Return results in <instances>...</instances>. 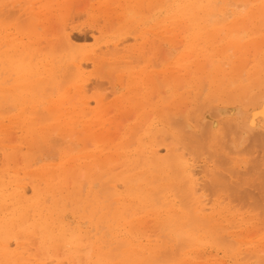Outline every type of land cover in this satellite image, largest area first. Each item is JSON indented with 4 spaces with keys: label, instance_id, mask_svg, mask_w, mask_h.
<instances>
[{
    "label": "rangeland",
    "instance_id": "374dc122",
    "mask_svg": "<svg viewBox=\"0 0 264 264\" xmlns=\"http://www.w3.org/2000/svg\"><path fill=\"white\" fill-rule=\"evenodd\" d=\"M69 1H70V3H69ZM130 1H131V2H129L130 7H128L125 4L124 0H114V1L113 0H47V2H46V0H0V7L4 6V8H1V9H4L3 11L1 10V16L3 18H4V16H5V18L7 16L4 14L5 12H6V14H7V12L8 13L11 12V16L9 15L7 17H10V19H11V17L13 15H14V17L16 15L15 18L19 17V19H22L21 21L26 22L33 15L39 14V17H36L37 15H35V18H37V19H33V21L35 20L36 22L35 21L32 22V25H34V27H35V28L33 27L35 29V35L31 36L32 38L29 37V35H28L29 32L27 33L28 36L26 35L25 32H21V29L24 30V28H22V27L24 26L23 23L25 24V22L20 21L22 27H21V29L18 28L19 26H21V25H18V23H19L18 18H17L18 20L17 19L14 20L15 18L12 17L14 19H12L11 21L8 20L9 18L7 19L8 21H4V20H6L4 18L2 25H1L3 35H8V34L13 35L14 34L13 37L15 38V40L19 41L21 44H23L25 46H29L30 55L32 57V63L31 64L33 65V67L39 66L40 70L42 67V70H41L42 75H43L42 78H43V80H45V78H47V80L41 86H35V88H33L32 93H31L32 99L38 100V102H39V106H38L39 108L37 107V110H39V111L40 110L41 111L46 110L47 106L50 104V102L52 100L55 101L56 99L60 98V96H62L64 93L66 95V98H68V99L70 97L74 96L73 101L70 102V100H67L70 102V104L69 103L66 104L67 108H70L72 105H75L78 109L81 108L78 105V103H79L78 98H75V91H74L75 87L73 86L72 83H74V82L76 83L77 79H78V78H76L77 72L75 69L76 66L78 65L77 63H79V64L83 63L84 65L81 68L82 81H83V85L85 86V87L83 86V88H84L83 90H85V92L83 91L84 92L83 98L86 102L89 101L88 104L90 105V106L88 105V110L86 111V115L87 114H91V115L84 116L85 114L82 112L78 118L79 122H84V123L88 122L90 125H92L91 130L93 132L95 131L94 133L97 134L100 132L99 136H101L102 130L106 131V133H107V130L112 129V131H113V129H117V127H119L118 125L121 126V127H119L121 131L119 129L114 130L115 132L119 131V133L118 132H116V133H118L121 136V138H119L120 136L118 134L113 135L111 133L114 137L116 135L118 136L117 139L115 138V141L113 142V144H115L116 146L113 144H108V142L111 143L112 139L114 140L112 135H111L112 137H110V135L102 133L103 138L108 137V136L110 137V138H105V141H106V139L108 141L105 142L104 144H102L103 142L102 143L97 142V141H102V139H103L102 137H101L102 139L97 140L100 137L98 136V138H97L95 135H93L91 133L94 137H92L90 135L91 136V138H90L87 134L86 129H84L83 124H76L75 125L74 133L75 132L76 133L74 134V139H77V141L75 140L76 141L75 142L73 140V142H75V144H74L75 147L78 146L77 152L75 150V153H74V151L73 152L71 151V153L69 151H66L67 149L70 150V148H71V150H72V148H74L73 143H72V145L68 144L69 148H67V146H66V147H64L66 149H64V148L62 149V146H61L62 143L60 144V147H59V146H54L55 143L53 144L50 142L49 139H51L52 137H50L49 139L47 138L48 140L45 139L46 141L39 140V142H38V140H36L35 134L31 133L30 131H29L30 133H27L28 135L26 134L27 129L24 128L25 123L22 122L21 120L19 121V119H16V118H18L17 115L23 113L24 111L25 112L28 111L27 106L29 104L24 103V99L21 96L22 95L21 93L19 95H16V96L12 94L13 88L16 84L15 80H16L17 76L8 66H6L5 64L2 63L3 59H2V56L0 54V123H1L0 124V172H1L0 173V183H1L0 237L5 238V239H0V250L3 249V247L5 246V243H9V252L13 253V258L12 259L9 258V260H8L9 262L7 260H4V258H0V264H26V263L27 264H36V263H39V264H68L69 262H70L69 264H73V261L76 262L74 264H83V263L85 264V261L87 260V258L85 257L86 253L84 254L83 251H84V248L86 247V245L88 247V244H90L91 241L93 242L96 240L98 243H102V241L104 240V234L106 233V231H105L104 227H101L102 226L101 220L103 217V212H98V211H100L103 208L104 204L106 203V202H104L105 201L104 197H106V194L102 190V188L104 187V184L108 180V178L107 179L105 178V174L108 175V173H109L111 175L114 168H115V170L116 169L117 170L116 171L114 170L112 175L113 174L114 175H120V174H127L128 173L126 175L127 176L126 178L129 177L132 180H136L135 184L137 182L138 183L141 182V181H138L139 175L145 174L147 176V179L143 180V182H141V185H148V189L150 188V190H152V192H147V195H146L147 199L143 203V207H140L138 210H135V215L133 217H135L137 219H144L145 212L155 211L157 208H159L161 206L160 205L161 203H159V200H160V198H162V193L159 194V192L158 193H156V192L160 191V190L162 192V188H160V186H162L161 184H163L161 182V179L164 176L160 171H158V169H155V166H151L147 163L148 159L145 156V154H142V157H141V154H138L139 152L136 153L135 151L136 150L139 151V148H141L142 149L141 153H144L145 148L149 147L150 143L151 144L155 143L158 145V141H161L162 139H163V141H165L164 144H167L171 150H172V148H174V150L177 149L178 154H182V155L185 154L184 157L189 162L191 168L195 167L194 169H196V167L199 168V167H202L205 165H207V166L210 165V168H211L212 163L210 160H208L209 159L208 154H209V151L211 150L210 153L215 152L217 154L219 152V156H221V154L223 155V154L227 153V155H226L227 158H229V156H230V158L233 157V159H236L238 157L237 163L239 164V166H237L236 168H237V170H239V168H240V170H239L240 172L239 171L238 172L241 174L240 175L241 176L240 179L242 178L241 181H244L246 179L245 180V182H246V181H248V179H251L253 177L252 178L253 180L252 179H251L252 181L250 180L253 183L255 181L254 176H258L257 180L264 178V174H262V173H264V170H260L261 168H264V166H262V165H264V161H262V160H264V118L256 116L257 118L255 119V121H257V122H255V124L257 123L256 127L258 129H254L253 130L254 132H252V131L249 132L244 128V125H246V122H248L249 118H252L251 117L252 115L254 117V112H257V110L260 106V102L262 100V97H264V96H262V95H264V42H262V41H264V21H261V19L258 18V16H256L257 19L255 18V20H253V21L248 20L247 22H245V27H244V25H239V26L237 25L238 26V36H239V33H241L240 34L241 37L239 36L242 39L241 40V46H243L244 44H246L249 41L252 42L251 40H253V42L251 43L250 46H248L249 43L246 44L248 46V48L250 47L248 51L246 50V52L245 51L240 52V54L243 53V54H241V57H240V59H242L240 64L243 65L244 61L246 64L244 65V68L240 67V69L237 71V74L239 73L238 75H236L237 78L235 77L233 80H229V77H227V76L224 77L223 75H221L220 79L218 78V75L216 76V78H218V80L223 82V84L226 82L225 83L226 86L221 84V88L220 89L218 88V90H217V88H215L216 82L214 85L210 84L209 82H206V81H209L210 78H212V77L208 76L209 75L208 72H211V73L213 72L212 68H211L212 70L210 69V71H209L207 64L209 67L213 66L212 64L215 61L221 62L223 60V58H219L216 60H215V58L213 59L212 56L214 54L209 52L211 50V48L208 47L209 44H207V43L205 44V41L202 38H201L202 39L201 42L203 41V43L198 42L199 40H197V42H196L195 40H193V38H192V40H193V42H192L191 37H194V35H193V32L190 28V23L188 24L189 21L185 20L187 18L185 17V14H183L184 12L180 13V11L178 12L177 9L178 8L179 9H186V14L190 13L189 15H191L192 12H193V14H196V12H197L198 14H196V15H199L198 19H201V17H202V21L199 20L200 21V28H201V27H204L203 25H208L209 15L206 16V18H208V19L205 20L206 18L204 16V14L208 13V10H210V9L212 11L210 10L209 12H213L214 14H219L218 13L220 11L219 9H222V7H223L222 10L223 11L225 10V12L227 11L228 13L227 12L226 13L229 14L228 16L230 17V15L232 14V12L234 10L232 9L233 10L232 11L230 9L231 6L229 7V5H231V4L226 3L228 0H226V1H223V0H160V1L159 0H152V1H150L151 3L149 2V0H147V1L141 0V2H142L141 5L144 4L142 7H141V5L136 4L137 0H130ZM134 1H135V3H134ZM139 2H140V0H139ZM211 2L212 3L214 2L217 6L214 8L215 4L214 3L212 4ZM228 2H230V1H228ZM18 3H19V5H18ZM64 3H66V4H64ZM208 3H210V4H208ZM222 3H223V5H222ZM225 3H226V5L228 4L226 6V8L224 5ZM149 4L150 5L152 4V5L150 6ZM10 5H12V6H10ZM105 5H106V7H105ZM136 5H139V6H137V7H139L138 8L139 10L136 9L137 8V7H135ZM196 5H199V6H196ZM220 5H222L221 8L219 7ZM6 7H7V9H6ZM204 7H206V8L204 9ZM23 8H24V10L21 11V9H23ZM212 8H214L215 12L213 11ZM227 8L230 10H228ZM232 8H233V6H232ZM235 8L236 7H234V9ZM249 8L250 7H248L246 10L245 9L242 10L241 8L240 9L245 13L246 11H249ZM60 9H62V10H60ZM193 9L195 10V12L193 11ZM240 9L236 8L238 13H242ZM18 10H20L21 12L20 11L18 12ZM204 10L206 13L204 12ZM23 11L26 12V14H27L26 16H24L25 12H23ZM108 11H110V12H108ZM12 12H13V14H12ZM199 12L200 13L202 12L204 14L202 15ZM237 12L235 11L233 13H237ZM104 14H106V15H104ZM177 14H179V16L183 15L181 17L185 21L181 17H179ZM174 16L175 17L178 16L179 21ZM218 18L221 19V16L218 15L217 19ZM231 18L232 17H230V19H229L230 21L227 20V22L229 21L228 24H231V22L233 21V18H235V16L232 19ZM180 19H182V20L180 21ZM173 20H175V21H173ZM14 21H17V25ZM215 21H217V20H215ZM215 21H213V23H215ZM254 21H256V23ZM202 22L205 24H203ZM170 23H171V25H170ZM210 23H209V25H210ZM239 24H241V23H239ZM3 25H5V27L7 25L8 26L5 28ZM45 26H46V28H45ZM210 26H208V27L205 26L204 28H206V30L208 31L209 29H211L213 27V26L212 27H210ZM3 29L4 30L6 29V30L4 31ZM241 30H243L242 32L244 34L241 32ZM210 31L211 30H209V32ZM11 32L12 33L14 32V33L12 34ZM30 35H31V33H30ZM219 37H221V39L218 40V36H217L216 40L218 41V43H217V41L214 40L213 44L211 45L212 48H219L223 45V43H224L223 39L225 38V35L222 34ZM61 38H64V39H61ZM37 39L40 40V41L38 40L39 42H41V40H42L43 43L39 44L38 41H36ZM51 40H53V41H51ZM30 42H31V44H30ZM187 42L190 43L191 45L189 46ZM195 42L198 43L197 44L198 46L196 45ZM259 42H261V43H259ZM57 43H59L60 46ZM118 43H119V45H118ZM216 44H218V45H216ZM256 45H257V47H260V50L256 47ZM71 46H72V48H71ZM118 46H119V51L115 50V49H118ZM99 48H101V49H99ZM197 49H200V50H197ZM192 50L193 51L197 50L198 53L197 52L192 53ZM58 51H59V53H58ZM116 51H118L119 54ZM54 52L57 55H55ZM230 52H232V51H230ZM230 52L228 53V55L233 56V53L230 54ZM112 53L113 54L115 53V56ZM107 54L111 55V57L107 56ZM183 54H186V55L188 54L189 56L193 55L190 57V59H192V62H188L186 65H184L185 63H183V61H182L183 58L180 59ZM198 54H200V56H203L204 58L203 57H201V58H203L204 60L199 59L200 56H197ZM26 57H27L26 54L20 55V57H18V60L23 61L26 59ZM197 58H198L197 62L199 61L201 63H203V62L207 63V64L203 63L205 68L203 67L204 71L201 72L202 74L200 72H198V70H197L198 74H195V72H194V66L193 65H194ZM94 59H98L99 61H97V60L94 61ZM118 60H120L121 63ZM135 60H138V61L136 62ZM116 61L118 62V65L116 64L117 63ZM170 61H172V62H170ZM223 61H225V59ZM174 62L177 63V65H175ZM211 62H213V63H211ZM172 63L174 64L173 65L174 70L175 71L180 70V72L176 73L173 71V73L171 72L172 74L170 73L171 74L170 76H172V75L176 76V74H178V76H176V77H181L180 79L178 78V80H181L180 82H178V80L176 82L173 81V84H172V80H171L172 77H169V74H168L169 71L166 72V70H165V72L168 75V76L167 75H165V76L169 77V80H167V78L164 75H162V73L164 72V71L162 72V70H164L166 68H167V70H168V68L173 70ZM190 63H193V64L190 66ZM221 63L224 64L225 62H221ZM228 64L230 66V62ZM175 66H178L179 69H178V67H175ZM73 68H74V71H73ZM176 68H177V70H176ZM186 68H188V69H186ZM43 69H47V70L49 69V70L46 72V70H43ZM144 69H145V71H144ZM147 69H149V70H147ZM197 69H198V67H197ZM68 70L70 72H68ZM230 70H231V66L229 68L226 66L225 73H228V71H230ZM186 71H188V73H190V74H188V73L186 74L187 78H185L186 77L185 76ZM257 71H259V72H257ZM156 72H157V74L155 75ZM160 72H162V73H160ZM134 73H135V75H138V73H139L138 78H137V76L135 77ZM211 73H210V75H211ZM73 74H75V75L73 76ZM131 74H132L131 78L133 80L130 78ZM144 74L145 75L151 74L150 76L154 77V78H149L150 76L147 75L148 76L147 77L148 82L152 83L153 85L157 82V80H154L155 78L156 79L159 78L158 82H162V84L163 83H165V84L162 85L160 83L159 86H161V87H159V88H157L158 85H155L156 86L155 87L150 83L148 84V82L146 85V82H145L146 76ZM199 74L201 75V77L198 76ZM66 75L70 76L68 79L69 81L67 80ZM251 75H252V77H251ZM71 76L72 77L76 76L75 80ZM133 76L136 79H134ZM139 76L142 78H140ZM224 78H226L227 81ZM138 79H139V83L138 84L136 83V87H137V89H140V91H141L140 95L136 94V93H139L140 91L137 89L135 90L136 87H135L134 83H132V82H138ZM152 79H153V81H152ZM165 79L167 80L166 82H164ZM204 79H205V81H204ZM73 80H74V82H73ZM130 80H131V82H130ZM149 80H151V81H149ZM34 81L36 82V79ZM167 82L170 84L167 85L166 84ZM232 82H233V85H232ZM75 83H74V85H75ZM129 83H132V84L129 85ZM143 83H145L144 86L140 87L141 85H143ZM149 85H150V87H149ZM145 86L149 87V89L148 88L145 89ZM72 87H74L73 90H72ZM103 87L105 88V90L103 89ZM225 87L226 88L228 87V88L226 89ZM224 89H226V90H224ZM67 90H68V92H70V94L67 92ZM134 90L139 91V92L135 93ZM3 91H5V93H6L5 95L3 94ZM128 91H134V92L133 93L131 92L132 93L131 94ZM134 93L137 95V97H136L137 99L135 97L134 98L132 97L133 102H134L133 103L130 101V100H132V98L130 99L129 97L135 95ZM147 93L149 95H147ZM230 93L232 95L231 98L228 97ZM144 94L146 95L145 98L143 97V96H145ZM166 95H167V97L172 96V99H171V97L167 98ZM159 96H162V97H159ZM252 96H253V98H252ZM138 97L139 98L143 97L142 100L141 99L139 100L140 104L142 103L141 105L143 106L142 111L140 109L138 110L139 107L136 108V105H135V101H138V99H139ZM147 97H151V98L149 99ZM66 98H65V100H66ZM159 98H160V100L161 99H163V101L165 100L164 101V107H166V106L168 107L170 104L172 105V103L173 104L175 103L174 105H176L177 103H180V104L176 105V111H175V107H172L173 105L172 106L170 105L171 106V108L169 106L170 110L172 108H174V110L172 109L171 111L166 112L167 114L165 113L164 117L163 116L160 117L157 115L158 111L157 112L155 111V109L157 107L160 108V106L162 105V102L159 100ZM96 99L100 102V103L97 102L99 104H96V101H97ZM113 99H115V100H113ZM143 99H144V101H143ZM152 99H153V101H150L151 104L148 103V104H150V105H148L147 104L148 100H152ZM169 99H171L172 101H170ZM94 100H95V102H94ZM166 100L169 102V104H168V102H166ZM175 100H176V102H175ZM129 101L131 102V105L129 104L130 103ZM143 102H146V103H143ZM152 102H154V103L152 104ZM159 102L161 103V105ZM170 102H172V103H170ZM243 102H247L248 104L243 103ZM157 103H159V105H157ZM143 104L146 107H144ZM146 104L149 106V108H147L148 106ZM41 105H43V106H41ZM127 105H129V106H127ZM138 106H139V104H138ZM210 106H211V108L214 107L215 110L218 108V114H216L214 111H212L210 109ZM101 108H103V109H101ZM126 108H127V110H126ZM178 109L181 112L178 111ZM208 109H210L213 112V114L215 115V117L212 118L211 113H210L211 117L210 116L209 117L212 119V121H213V119H215L217 117L215 119V121H216L215 123H217V125L213 121V123H214L213 126H210L209 120H211V119L208 117V115H209ZM236 110H238V111L236 112ZM211 111H209V112H211ZM97 113H99V114H97ZM105 113L107 114V116L105 115ZM144 113H146V114H144ZM229 113H231V114L229 115ZM96 114L97 115L101 114V119L104 118L103 120L106 119L107 121L106 120L101 121V119H98L99 116H97ZM102 114H103V117H102ZM130 114H132V115H130ZM224 114H226L227 116ZM219 115H220V118H219ZM221 115L223 116V118ZM93 117H94V119H93ZM174 117H175V120L173 119ZM181 117H183V118L181 119ZM207 117L209 118L207 120V121H209V125H208L209 127L207 126V128L205 129L203 125H207L204 122L206 120L205 118H207ZM38 118H40V117H38ZM202 118L205 120H203ZM96 119H97V121H96ZM244 119H245V121H244ZM39 120L41 121V119H39ZM143 120H144V122H143ZM202 120H203L204 124H203V122H201ZM98 121H99V123H98ZM96 122H97V125L101 124L102 126L103 125H105V126H103V127L100 126L101 127V129H100V127H98L96 125ZM221 122H223V124H221ZM36 123H39V121H37ZM150 124L153 125L155 130L159 129L158 131H161V129H162L163 132L162 131H161L162 133L160 132L161 136L158 139H157L158 135L156 136L155 134H149L147 132ZM181 124L183 125V127ZM45 125H47V124H45ZM136 125H139L137 127V133L141 130L142 134H141V132H139L138 134L135 132L136 130H134L133 127H136ZM201 125L203 128L201 127ZM187 126H188V128H187ZM95 127H96V129H95ZM141 127H143V128H141ZM212 127H213V129H212ZM103 128H105V129H103ZM93 129H95V130H93ZM174 129L176 132L174 131ZM22 130H24V131H22ZM114 131H113V133H115ZM185 131L187 133H185ZM110 132H109V134H110ZM245 132L248 134H246ZM58 133H55L56 135H54V139H56V140H57V137L59 135ZM160 133H159V135H160ZM166 133H168V135H167L168 137H165ZM243 133H245V134H243ZM253 133H255V134H253ZM195 134H197V135H195ZM154 135H155V137H154ZM185 135L187 136V138ZM241 136H243V137H241ZM32 137H34V138H32ZM191 137H193L192 140L190 139ZM93 138H95L96 141ZM160 138H162V139H160ZM58 139H59V137H58ZM64 139H66V138H64ZM89 139H91L92 141L90 142ZM176 139H178L179 141L181 140L182 142L181 141L178 142V140L176 142ZM194 139L201 141L204 144H208L209 141H211L210 142L211 143L210 150L208 147L210 144L208 146H206L207 150H205V152H207L209 150L207 153L204 152L206 155L203 153V154H201L202 156L200 155V157H199V155H195L192 153L193 150L191 149L190 145H193ZM232 139H234V140H232ZM69 140L70 139L68 138V142H66V143H69ZM35 141L38 143H35ZM40 141H41V144H40ZM63 141H65V140H63ZM116 141H117V143H116ZM130 141H132V142H130ZM145 141H146V143H145ZM191 141H192V144H191ZM30 142L32 143V147H31ZM60 142H62V141H60ZM87 142L89 143L88 144L89 147L87 146ZM128 142L131 143V145ZM170 144H172V145H170ZM236 144H237V146H236ZM56 145H57V143H56ZM107 145H109V146H107ZM112 145L115 147H113L111 150L110 148L112 147ZM139 145L140 146L143 145V147H140ZM106 146H107V148H106ZM136 146L137 147L139 146V147L137 148ZM188 146H190V147H188ZM57 147H59V148H57ZM86 148H87V150H86ZM180 148H182V149H180ZM36 149H38V150H36ZM116 149H118V150H116ZM122 150H124V152H123L124 156H125V154H127V152L129 150L133 151V152L131 151V153H133V155H132L133 160L131 158L126 166L123 165V162L121 161L122 160L121 159L118 163L116 161L108 167L111 171L110 170L101 171L99 169H94L93 174H91L92 176L90 175L89 178H88V175H86L83 172V170L81 171V168H79V169L74 168L75 162L73 160H74V158H77L76 155L80 154V156H81L82 154L86 155V154L91 153L92 155L97 156V154L101 151L102 155H103V156L100 155L101 158H106V157L112 156V157H115V159H117V157H116L117 153H119ZM64 151H66L68 153L64 154L65 153ZM202 151H204V150H202ZM39 152H41V153H39ZM62 153L64 155H62ZM107 153L108 154L110 153V156H108ZM161 154L164 155L163 150L161 151ZM236 154H239V155L237 156ZM70 155H72V156L75 155L73 157V160H72L74 163L71 162V159L67 160V161L63 160V159H68V156H70ZM190 155H192V156H190ZM71 157H69V158H71ZM143 157H144V159H143ZM198 158H199V160H198L199 162L197 161ZM61 160L65 164L62 162L63 163V165H62V163H60ZM260 160L262 161V163ZM258 161H260V162L258 163ZM57 162H58V164H56ZM66 162L69 164L72 163L73 166L71 165V167H73L74 169L70 170V168H69L70 165L67 164ZM207 162H209V163H207ZM260 163H261V165H260ZM49 164H51V165H49ZM143 164H144V166L140 167ZM67 165H69V166L67 169V173L65 174L67 176L65 178V182L63 181L64 180L63 176H61V177L55 176L53 178V182L55 184L52 185L53 186L52 188L49 187L50 189L48 188V184L45 183L44 180H41L39 177H37L35 174L38 171H41V172H44L45 176L47 174L46 178H50L51 177L50 172L57 171V169L60 170V169H62V167L65 168V166H67ZM258 165L261 168H259ZM46 166H47V168H46ZM130 166H131V168H130ZM151 167L154 169H152ZM43 168H44V170H43ZM138 168H139V170H138ZM212 168H213V166H212ZM254 168H255V170H253ZM257 169L262 171V172L259 171L258 175L256 173ZM96 170L97 171L99 170V172H97ZM126 171H129V172H126ZM73 172H74V174H73ZM121 172H123V173H121ZM244 173H245V175L242 176ZM110 175H109V177L112 178V175L111 176ZM200 176L198 178H200ZM245 176H246V178H245ZM90 177H92V178H90ZM243 178H244V180H243ZM88 179H89V181H88ZM67 180H69V181H67ZM262 180H264V179H261V182L264 183V181H262ZM250 181H248V182L250 183ZM7 182H8V184H7ZM61 182H64V183H61ZM151 182H153V183H151ZM154 182H156L157 184ZM256 182L259 184L258 181H256ZM59 183H60V187H63V186H65V187L60 188V190L57 189V186L59 185ZM257 183L254 182V185L257 186L256 185ZM31 184H32V187H31ZM19 186L20 187L23 186L25 189L27 188L25 190L26 196L25 195L24 196L19 195V197H21V198H19L17 196L19 193V190L17 193V188ZM36 186H38L39 188ZM101 186H103V187H101ZM244 187H245V189L247 188L251 191L252 185L250 187H247V186H244ZM257 187L260 188L259 186H257ZM121 188L123 189V187H121ZM254 188H256V187H254ZM262 188H264V185H262ZM37 189H38V191H37ZM35 190L39 193V196L37 195V192ZM100 190H101V192H100ZM261 191H264V189H262ZM261 191L260 192L258 191V194L261 195V196L259 195L260 196L259 201L264 202V192L261 193ZM33 192L34 193L36 192L35 193L36 196L34 195ZM254 192L251 191V194H254ZM158 194L161 196H159ZM173 194L174 193H172V192H168L166 195L171 196L170 200H172L177 196V195L174 196ZM10 195H11V197H10ZM255 195H256V193H255ZM15 197H17V198H15ZM156 197L159 199L157 200ZM25 199L27 202L23 203ZM154 199H156L158 201L157 204H156V200H154ZM257 199H258V197H256V196L251 197L252 201H254V200L257 201ZM20 200H21V202H18ZM175 201H177V198H175ZM249 202L251 203V204L249 203L252 206V207L250 206L251 208L249 206H246L247 203L245 204V202L243 204L241 203L243 205L242 207L240 204H237L235 202L234 205L237 204L236 206L240 208L239 211H237V207L233 206L232 203L230 205L228 204L229 206H226V207L229 210H231L232 213H234V211H237V212H235L236 215L234 214L236 217L234 215H232V216H234L233 218L236 219L237 223L233 224L232 227H230V228H229L230 225L224 224L225 226H227L225 228L229 229V230H227L226 233H224V231H223L224 234H222L221 236H219V234H217L218 232H216L215 234L212 233L211 235H209L207 233V231H206L207 234L201 233L200 235H203L205 237H208V235H209V237L207 240L203 241V243H202L203 246L200 248L198 247V244H196V246H193V243L200 242V238L202 239V237L197 238V236H196V234H197L196 231L198 229L197 225L193 224L192 221L188 222V219L182 218L181 215H179V214L176 217H172V218L169 217L167 212L173 206L161 208L162 218L160 219V222L159 221H152L151 218H145L143 220V224H142V227H143L142 230L143 231L142 232L140 231L136 234L138 238L148 237V240L149 241L151 240L152 247H157V251L161 252V250H162L164 252V253H162V252L160 253V252L155 251V252H157V254L155 252H153L152 256H148V258H147V260L150 261V262L147 261L148 264H164V261H166V258L167 259L168 258L173 259L172 257H170L173 255L167 254V252L165 253V251H168V250H166V248L164 250V245L169 240H171L170 242L173 243V245L169 244L170 246H174V244L180 245V246L178 245V247H177V245H175L176 249H174L175 247L173 248L174 250L178 251V255H179V252L180 253L182 252L183 254L186 253V255H187V253L189 254V255H187L188 256L187 258L192 264H194V262L196 264H198V263H200V264H210V263L211 264H213V263H215V264H252L253 263V264H255L253 260L252 261L251 260L249 261L247 259L243 260V256L237 255V249L238 248L229 246V244L226 243L228 241H225V239H228L229 233L235 232L236 236L240 237L239 239L244 242V248L245 249L248 246H251V247H253V249L260 250V248H257V243L261 239H264V204H262L260 202L261 204H256V207H255L254 202H253L254 205L252 204L251 201H249ZM230 206L232 208L233 207L234 208L231 209ZM244 206H246V207H244ZM90 207L91 208L94 207V211L88 210V208H90ZM253 207H255V208H253ZM235 208H236V210H235ZM15 210H17V212H15ZM133 211L134 210H132L131 212H128L127 215H130V213H131V215H133ZM176 211L179 213V211H182V207L178 205L176 208ZM39 220H41V222ZM46 220H47V222H46ZM185 221H187V223ZM190 223H192L193 225ZM49 224H52V225H49ZM36 226H37V229H36ZM57 226H59V227H57ZM188 231L191 232L192 235H190V233H188ZM240 231H242V232L240 233ZM72 232L73 233L76 232L77 234H80V237L84 238V239H86V236H87L86 240H88V237H89V241H88L89 243L86 240H85L86 241L85 242L82 239L83 244L81 243V245L79 246V249H81V250H77V251L73 252V253L78 254V255H75L70 251L72 248H70L68 244H67V246L63 245L67 241L66 239L67 238L69 239V235ZM183 232H185V233H183ZM51 233H56L57 235H60V236L58 238L52 239ZM142 234L144 235L143 237L140 236ZM161 236L163 237V239ZM190 236H191V238H190ZM158 237H160V238H158ZM177 237H178V239H177ZM222 237H224V239H222ZM60 238L61 239L64 238V239L61 240ZM45 241L47 242L46 244H45ZM55 242H56V244H55ZM62 242H63V244H62ZM160 244H162L163 246H160ZM169 245H167L166 247H168ZM109 246H110V243L108 242L106 244V249H108ZM180 247H181V250L183 249L182 251L179 249ZM192 248H193V250H192L193 252L190 251ZM167 249L172 250L171 247H168ZM229 250H231V251H229ZM85 252H87V249L85 250ZM79 253H81V254L79 255ZM149 254H151V253H149ZM161 254H162V256L164 255L163 258L161 257ZM176 254H174V256H173L174 257V263L169 262L168 260H170V259H168L167 260L168 262H165V264H182V261L180 258H178V260L175 258V257H177ZM63 255H64V257H63ZM157 255H160L159 257L162 259H160V258L159 259L162 261L159 262ZM70 257H71V260H70ZM72 257H73V259H72ZM18 259H21V260H19V262H18ZM114 262H117V261H114Z\"/></svg>",
    "mask_w": 264,
    "mask_h": 264
},
{
    "label": "bare ground",
    "instance_id": "6f19581e",
    "mask_svg": "<svg viewBox=\"0 0 264 264\" xmlns=\"http://www.w3.org/2000/svg\"><path fill=\"white\" fill-rule=\"evenodd\" d=\"M114 1V0H113ZM143 1V0H142ZM147 1V0H146ZM150 1H152V0H149V2ZM160 1V0H159ZM223 1H226V0H223ZM222 1V2H223ZM228 1H230V2H228ZM226 3H228V4H231V5H229V7H230V9L233 11V12H237V10H236V8H238V9H247L248 7H250L249 8V11H246L245 13L241 10V12L242 13H233L232 12V14L230 15V17H234L235 16V18H233V21L231 22V24H228V22L230 21L229 19H230V17L228 16L229 14H227L226 12H225V10L223 11L222 9H223V7H222V9H219L220 11L218 12L219 14H214L213 12H209L210 10H208V13H206L205 12V10H204V12L206 13V14H204V13H200V14H204V16H205V18H206V16H208L209 15V19L208 18H206L205 20H207L208 19V25H203L204 27L205 26H210V27H212L211 29H209V30H211L210 32H209V30L207 31L206 30V28H204V27H201L200 28V21H202V17H201V19H198V16L199 15H196V14H198L197 12H196V14H193V12L191 13V15H189V14H186V9H177L178 10V12L180 11V13L181 12H184L183 14H185V17L187 18V19H185V20H188L187 22H188V24L190 23V28H191V30H192V32H193V35H194V37H191V40H192V38H193V40H195L196 42H197V40H199L198 42H201V40L203 39L204 41H205V44L207 43V44H209L208 45V47L209 48H211V50L209 51V52H211V53H213L214 55L212 56V58L214 59L215 58V60L216 59H219V58H223V60L225 59V61H221V62H225L224 64L223 63H221L220 61H215L214 63L213 62H211V63H213L212 65L213 66H208V64H207V67H208V69H209V71H210V69L212 68L213 69V72L211 73V72H208L209 73V77H212V78H210L209 79V81H206V82H209L210 84H212V85H214L215 84V82H216V87L215 88H217V90H218V88L220 89L221 88V84H223V82H221L220 80H218V78L220 79V76L221 75H223L224 77L225 76H227V77H229V80H233L235 77L237 78V76L236 75H238L237 74V71L240 69V67L241 68H244V65L246 64L245 63V61H244V63H243V65H241L240 63H241V61H242V59H240V57H241V54H243V53H241L240 54V52H242V51H245L246 52V50L248 51L249 50V48H248V46H250L251 45V43L253 42V40H251L252 42H247V43H249L248 44V46L246 45V44H244L243 46H241V33H239V36H238V26L239 25H244V27H245V22H247L248 20L249 21H253V20H255V18L257 19V17L256 16H258V18H260L261 19V21H264V0H228ZM46 2H47V0H46ZM109 2V1H108ZM124 2H125V4L128 6V7H130L129 5V2H131L130 0H124ZM133 2V1H132ZM204 2V1H203ZM239 2V3H238ZM58 3V2H57ZM69 3H70V1H69ZM101 3V2H100ZM134 3H135V1H134ZM141 0H140V2H139V0H137L136 1V4H139V5H141ZM144 3V2H143ZM147 3V2H146ZM151 3V2H150ZM212 3V2H211ZM214 3V2H213ZM212 3V4H213ZM226 3L224 4L225 5V8H226V6L228 5H226ZM16 4V3H15ZM34 4V3H33ZM64 4H66V3H64ZM98 4V3H97ZM133 4V3H132ZM197 4V3H196ZM208 4H210V3H208ZM215 4V3H214ZM18 5H19V3H18ZM63 5V4H62ZM92 5V4H91ZM139 5H136L135 7H137V6H139ZM144 5V4H143ZM143 5H141V7L143 6ZM150 5V4H149ZM152 5V4H151ZM150 5V6H151ZM222 5H223V3H222ZM222 5H220L219 7L221 8V6ZM10 6H12V5H10ZM32 6V5H31ZM109 6V5H108ZM196 6H199V5H196ZM211 6V5H210ZM209 6V7H210ZM217 5L215 4L214 5V8L216 7ZM232 6H233V8H232ZM33 7V6H32ZM105 7H106V5H105ZM110 7V6H109ZM127 7V8H128ZM234 7H236L235 9H234ZM1 8H4V6L3 7H0V54H1V56H2V59H3V61H2V63L3 64H5L6 66H8L14 73H15V75L17 76V78H16V80H15V82H16V84H15V86H14V88H13V91H12V94L13 95H19L20 93L22 94L21 96L23 97V99H24V103L25 104H29L27 107H28V111H22L23 113H21V114H19V115H17L18 116V118H16V119H19V121L21 120L22 122H24L25 123V126H24V128H26L27 129V131H26V134L27 133H33V134H35V137H36V140H38V142H39V140H42V141H46V140H48L50 137H52L51 139H49L50 140V142L51 143H55L54 144V146H59L60 147V144L62 143V149L64 148V147H66L67 146V148H69L68 147V144L70 145H72V143H73V147L75 148H72V150H71V148H70V150L69 149H67L66 151H69L70 153H71V151L73 152L74 151V153H75V150H76V152H77V148H78V146L77 147H75V142L77 141V139H74V134L76 133H74V131H75V125L76 124H83V127H84V129H86V131H87V134H88V136L91 138V136L92 137H94L93 135H95L97 138H98V136L100 135V132L99 133H94L92 130H91V126L92 125H90L88 122H86V123H84V122H79V115L83 112L85 115L84 116H87V115H91V114H87L86 115V111L88 110V102L89 101H85L84 100V98H83V93L85 92V90H83L84 88H83V81H82V72H81V68H82V66L84 65L83 63H77L76 65V72H77V77L76 78H78L77 79V82L75 83L74 82V80H75V77H72L74 80H73V82L75 83V85H74V83H72L73 84V86L75 87V89H74V87H72V90L74 89V91H75V98H78V101H79V103H78V105H79V107H81L80 109H78L75 105H72L70 108H67V106H66V104L67 103H69L70 104V102L71 101H73L74 100V96L73 97H70L69 99L68 98H66V95H65V93L62 95V96H60V98H58V99H56L55 101L54 100H52L51 102H50V104L47 106V109L46 110H37V107L39 106V102H38V100H33L32 99V97H31V93H32V90H33V88H35V86H41L46 80H47V78H45V80H43V78H42V67H41V70L39 69L40 67L39 66H36V67H33V65L31 64L32 63V57H31V55H30V48H29V46H25V45H23V44H21L19 41H17V40H15V38L13 37V35H10V34H8V35H3V31H2V27H1V25H2V22H3V19L5 18V16H4V18L1 16V10L3 11L4 9H1ZM13 8V7H12ZM16 8V7H15ZM108 8V7H107ZM139 7H137L136 9L137 10H139L138 9ZM206 7H204V9H205ZM214 8H212L213 9V11L215 12V10H214ZM6 9H7V7H6ZM5 9V10H6ZM9 9V8H8ZM65 9V8H64ZM63 9V10H64ZM209 9V8H208ZM228 9V8H227ZM230 9H228V10H230ZM11 10V9H10ZM22 10H24V8L23 9H21V11ZM60 10H62V9H60ZM105 10V9H104ZM103 10V11H104ZM114 10V9H113ZM131 10V9H130ZM20 10H18V12H19ZM20 11V12H21ZM132 11V10H131ZM193 11L195 12V10L193 9ZM212 11V10H211ZM23 12H25V11H23ZM66 12V11H65ZM96 12V11H95ZM108 12H110V11H108ZM117 12V11H116ZM224 12V13H223ZM230 12V11H229ZM240 12V11H239ZM4 13V12H3ZM37 13V12H36ZM48 13V12H47ZM129 13V12H128ZM5 15H7V16H11V12L10 13H8L7 12V14H6V12L4 13ZM12 14H13V12H12ZM34 14V13H33ZM32 14V15H33ZM99 14V13H98ZM27 14H26V12L24 13V16H26ZM35 15H37L36 17H39V14H35ZM35 15H33L29 20H27L26 22L25 21H21L22 19H19V17H17V18H15L16 17V15H15V17H14V15L12 16V17H14V18H12L11 17V19H10V17H7L6 16V20H4V21H8V20H12V19H14V20H18V22L20 23H18V25H21V22H25V24L23 23V27H22V25L21 26H19L18 28L19 29H21V27L22 28H24V30L23 29H21V32H25L26 33V35H27V33H28V35H29V37L30 38H32L31 36H34L35 35V27H34V25H32V22H34L33 21V19H37V18H35ZM104 15H106V14H104ZM132 15V14H131ZM178 16H179V14H177ZM216 15V16H215ZM218 15H220L221 16V19H217V16ZM43 16V15H42ZM70 16V15H69ZM178 16L177 17H175L176 19H178ZM181 16H183V15H181ZM181 16H179V17H181ZM2 17V18H1ZM108 17V16H107ZM120 17V16H119ZM125 17V16H124ZM9 18V19H8ZM52 18V17H51ZM57 18V17H56ZM106 18V17H105ZM118 18V17H117ZM182 18V17H181ZM200 18V17H199ZM231 18V19H232ZM8 19V20H7ZM68 19V18H67ZM183 19V18H182ZM182 19H180V21L182 20ZM184 20V19H183ZM184 20V21H185ZM200 20V21H199ZM215 20H217V21H215ZM227 20H229L228 22H227ZM21 21V22H20ZM173 21H175V20H173ZM178 21H179V19H178ZM213 21H215V23H213ZM15 23H16V25H17V21H14ZM36 22V21H35ZM44 22V21H43ZM183 22V21H182ZM204 22V21H203ZM202 22V23H203ZM211 22V23H210ZM255 23H256V21H254ZM12 23V22H11ZM10 23V24H11ZM167 23V22H166ZM209 23H210V25H209ZM239 23H241V24H239ZM253 23V22H252ZM4 24V23H3ZM7 24V23H6ZM5 24V25H6ZM41 24V23H40ZM57 24V23H56ZM114 24V23H113ZM203 24H205V23H203ZM207 24V23H206ZM228 24V25H227ZM5 25H3L4 27H5ZM37 25V24H36ZM167 25V24H166ZM170 25H171V23H170ZM238 25V26H237ZM8 26V25H7ZM6 26V27H7ZM163 26V25H162ZM5 27V28H6ZM34 27V28H33ZM52 27V26H51ZM60 27V26H59ZM113 27V26H112ZM170 27V26H169ZM37 28V27H36ZM39 28V27H38ZM45 28H46V26H45ZM165 28V27H164ZM10 29V28H9ZM188 29V28H187ZM205 29V30H204ZM258 29V28H257ZM4 30V29H3ZM6 30V29H5ZM4 30V31H5ZM15 30V29H14ZM23 30V31H22ZM190 30V29H189ZM27 31V32H26ZM39 31V30H38ZM52 31V30H51ZM59 31V30H58ZM67 31V30H66ZM166 31V30H165ZM188 31V30H187ZM243 30H241V32H242ZM17 32V31H16ZM19 32V31H18ZM57 32V31H56ZM62 32V31H61ZM168 32V31H167ZM240 32V31H239ZM30 33H31V35H30ZM243 33V32H242ZM20 34V33H19ZM22 34V33H21ZM154 34V33H153ZM168 34V33H167ZM222 34H224L225 35V38L223 39L224 40V43H223V45L221 46V47H219V48H212L211 47V45L213 44V42H214V40L215 41H217L216 39V37L218 36V40H220L221 39V37H219V36H221ZM244 34V33H243ZM27 35V36H28ZM38 35V34H37ZM44 35V34H43ZM69 35V34H68ZM71 35V34H70ZM156 35V34H155ZM160 35V34H159ZM189 35V34H188ZM192 35V36H193ZM216 36V37H215ZM67 37V36H66ZM65 37V38H66ZM231 37V38H230ZM25 38V37H24ZM60 38V37H59ZM202 38V39H201ZM20 39V38H19ZM61 39H64V38H61ZM166 39V38H165ZM39 39H37L36 41H38ZM57 40V39H56ZM193 40H192V42H193ZM40 41V40H39ZM38 41V43L40 44H42L43 42H42V40H41V42H39ZM51 41H53V40H51ZM72 41V40H71ZM148 41V40H147ZM178 41V40H177ZM34 42V41H33ZM32 42V43H33ZM123 42V41H122ZM127 42V41H126ZM195 42V43H196ZM223 42V41H222ZM262 42H264V41H262ZM37 43V42H36ZM120 43V42H119ZM119 43H118V45H119ZM188 43V42H187ZM201 43H203V41L201 42ZM216 43V42H215ZM217 43H218V41H217ZM259 43H261V42H259ZM30 44H31V42H30ZM35 44V43H34ZM45 44V43H44ZM58 45H59V43H57ZM71 44V43H70ZM158 44V43H157ZM198 43H196V45H197ZM72 45V44H71ZM188 45L190 46L191 44L190 43H188ZM216 45H218V44H216ZM60 46V45H59ZM63 46V45H62ZM61 46V47H62ZM180 46V45H179ZM193 46V45H192ZM198 46V45H197ZM214 46V45H213ZM245 46V47H244ZM259 46V45H258ZM117 47V46H116ZM159 47V46H158ZM215 47V46H214ZM256 47H257V45H256ZM40 48V47H39ZM43 48V47H42ZM45 48V47H44ZM51 48V47H50ZM60 48V47H59ZM71 48H72V46H71ZM190 48V47H189ZM192 48V47H191ZM248 48V49H247ZM259 50H260V47H257ZM262 48V47H261ZM5 49V50H4ZM65 49V48H64ZM99 49H101V48H99ZM193 49V48H192ZM203 49V48H202ZM206 49V48H205ZM4 50V51H3ZM33 50V49H32ZM31 50V51H32ZM56 50V49H55ZM115 50H118L119 51V46H118V49H115ZM122 50V49H121ZM136 50V49H135ZM197 50H200V49H197ZM197 50L196 51H193L192 50V53H194V52H197ZM252 50V49H251ZM258 50V51H259ZM118 51H116L118 54H119V52ZM126 51V50H125ZM129 51V50H128ZM188 51V50H187ZM191 51V50H190ZM230 51H232V52H230ZM97 52V51H96ZM102 52V51H101ZM146 52V51H145ZM189 52V51H188ZM230 52V54H232L233 53V56H230V55H228V53ZM44 53V52H43ZM58 53H59V51H58ZM123 53V52H122ZM153 53V52H152ZM187 53V52H186ZM198 53V52H197ZM23 54H26V59L25 60H18V57H20V55H23ZM54 54L55 55H57L55 52H54ZM100 54V53H99ZM105 54V53H104ZM113 54V53H112ZM201 54V53H200ZM200 54H198L197 56H200ZM38 55V54H37ZM36 55V56H37ZM114 56H115V53L113 54ZM130 55V54H129ZM188 55V54H187ZM186 54H183L182 56H181V58L180 59H182L183 58V63H185L184 65H186L188 62H192V59H190V57L191 56H193V55H191V56H187ZM252 55V54H251ZM107 56H110L111 57V55H108L107 54ZM106 56V57H107ZM152 56V55H151ZM196 56V55H195ZM243 56V55H242ZM31 57V58H30ZM103 57V56H102ZM113 57V56H112ZM189 57V58H188ZM201 57H203V56H200V58L199 59H203V58H201ZM232 57V58H231ZM89 58V57H88ZM104 58V57H103ZM151 58V57H150ZM194 58V57H193ZM256 58V57H255ZM93 59V58H92ZM91 59V60H92ZM141 59V58H140ZM177 59V58H176ZM90 60V59H89ZM99 61L98 59H94V61ZM132 60V59H131ZM161 60V59H160ZM179 60V59H178ZM197 60H198V58L196 59V61H195V63H194V72H195V74H198V72H202V71H204V69H203V67L205 68V66H204V64L203 63H201V62H197ZM204 60V59H203ZM256 60V59H255ZM93 61V60H92ZM114 61V60H113ZM118 61H120V60H118ZM126 61V60H125ZM136 62L138 61V60H135ZM162 61V60H161ZM227 61V62H226ZM247 61V60H246ZM117 62V61H116ZM134 62V61H133ZM145 62V61H144ZM160 62V61H159ZM170 62H172V61H170ZM177 62V61H176ZM230 62V66H231V70L230 71H228V73H225V69H226V66L229 68L230 66H229V63ZM97 63V62H96ZM113 63V62H112ZM115 63V62H114ZM120 63H121V61H120ZM132 63V62H131ZM175 63V62H174ZM198 63V64H197ZM210 63V62H209ZM92 64V63H91ZM117 65H118V62L116 63ZM179 64V63H178ZM181 64V63H180ZM193 63H190V66L192 65ZM116 65V66H117ZM158 65V64H157ZM173 63H172V68H173ZM175 65H177V63H175ZM210 65V64H209ZM224 65V66H223ZM86 66V65H85ZM99 66V65H98ZM97 66V67H98ZM148 66V65H147ZM146 66V67H147ZM171 66V65H170ZM169 66V67H170ZM179 66V65H178ZM178 66H175V67H178ZM183 66V65H182ZM189 66V67H190ZM201 66V67H200ZM102 67V66H101ZM100 67V68H101ZM157 67V66H156ZM187 67V66H186ZM188 67V68H189ZM197 67H198V69H197ZM253 67V66H252ZM48 68V67H47ZM118 68V67H117ZM122 68V67H121ZM126 68V67H125ZM171 68V67H170ZM188 68H186V69H188ZM200 68V69H199ZM258 68V67H257ZM178 69H179V67H178ZM196 69V70H195ZM202 69V70H201ZM211 69V70H212ZM43 70H46V72L49 70H47V69H43ZM67 70V69H66ZM106 70V69H105ZM147 70H149V69H147ZM165 70H166V72L167 71H169L168 72V74H169V77H172L171 78V80H172V84H173V81H177L178 80V78L180 79L181 77H176V76H178V74H176V76L175 75H172V76H170L172 73H173V71L174 72H176V73H178V72H180V70L179 71H175L174 70V68H173V70L172 69H169L168 68V70H167V68L166 69H164V70H162V72H160V73H162V75H167V73L165 72ZM176 70H177V68H176ZM197 70H198V72H197ZM41 71V72H40ZM51 71V70H50ZM73 71H74V68H73ZM107 71V70H106ZM128 71V70H127ZM142 71V70H141ZM144 71H145V69H144ZM207 71V70H206ZM68 72H70L69 70H68ZM67 72V73H68ZM148 72V71H147ZM152 72V71H151ZM172 72V73H171ZM185 72V71H184ZM257 72H259V71H257ZM140 73V72H139ZM139 73H138V75H139ZM142 73V72H141ZM144 73V72H143ZM171 73V74H170ZM188 73V71H186V73H185V76H186V74ZM210 73H211V75H210ZM44 74V73H43ZM146 74V73H145ZM144 74V75H145ZM157 74V72L155 73V75ZM188 74H190V73H188ZM202 74V73H201ZM47 75V74H46ZM75 74H73V76H74ZM134 75H135V73H134ZM138 75H135V77L137 76V78H138ZM148 75V74H147ZM147 75H145L146 76V80H145V82H146V85H147V82H148V76H150L151 74H149L148 76ZM153 75V74H152ZM184 75V74H183ZM193 75V74H192ZM207 75V74H206ZM205 75V76H206ZM218 75V78H216V76ZM257 75V74H256ZM259 75V74H258ZM67 77V80L69 79V77L70 76H68V75H66ZM141 76V75H140ZM139 76V77H140ZM143 76V75H142ZM144 76V77H145ZM168 76V75H167ZM175 78H174V77ZM198 76H200L201 77V75L199 74ZM132 77V74H131V76H130V78ZM134 77V76H133ZM134 77V79H136ZM166 77V76H165ZM169 77H166L167 78V80H169ZM199 77V78H200ZM241 77V76H240ZM251 77H252V75H251ZM140 78H142V77H140ZM149 78H154V77H149ZM185 78H187V76L185 77ZM36 79V82L34 81ZM99 79V78H98ZM101 79V78H100ZM120 79V78H119ZM125 79V78H124ZM132 79V78H131ZM159 79V78H158ZM158 79H154V80H157V82H158ZM164 79V78H163ZM197 79V78H196ZM208 79V78H207ZM222 79V78H221ZM225 80H226V78H224ZM228 79V78H227ZM111 80V79H110ZM133 80V79H132ZM166 79L164 80V82H166L167 81ZM198 80V79H197ZM200 80V79H199ZM217 80V81H216ZM241 80V79H240ZM31 81V82H30ZM69 81V80H68ZM71 81V80H70ZM135 81V80H134ZM149 81H151V80H149ZM152 81H153V79H152ZM181 80H178V82H180ZM204 81H205V79H204ZM224 81V80H223ZM227 81V80H226ZM243 81V80H242ZM241 81V82H242ZM130 82H131V80H130ZM155 83L154 85L152 84V83H150V82H148V84L150 83V84H152L153 86H155V85H158L157 86V88H159V87H161V86H159L160 85V83L162 84V82H158V83ZM169 82V81H168ZM166 83L167 85L168 84H170V83ZM235 82V81H234ZM237 82V81H236ZM70 83V82H69ZM123 83V82H122ZM132 83H134V85H135V87H136V83L138 84L139 83V79H138V82H132ZM132 83H129V85L130 84H132ZM226 83V82H225ZM225 83L223 84V85H225ZM61 84V83H60ZM102 84V83H101ZM105 84V83H104ZM144 84L145 83H143V85H141L140 87H143L144 86ZM165 83H163L162 85H164ZM2 85V84H1ZM200 85V84H199ZM205 85V84H204ZM219 85V86H218ZM232 85H233V82H232ZM105 86V85H104ZM110 86V85H109ZM133 86V85H132ZM226 86V85H225ZM60 87V86H59ZM85 87V86H84ZM131 87V86H130ZM139 87V88H140ZM149 87H150V85H149ZM149 87H146L145 86V89L146 88H148L149 89ZM156 87V86H155ZM154 87V88H155ZM164 87V86H163ZM244 87V86H243ZM153 88V89H154ZM156 88V89H157ZM214 88V89H215ZM226 88V87H225ZM228 88V87H227ZM226 88V89H227ZM99 89V88H98ZM103 89L105 90V88L103 87ZM112 89V88H111ZM131 89V88H130ZM137 89V87L135 88V90ZM177 89V88H176ZM226 89H224V90H226ZM103 90V91H104ZM134 90V91H135ZM137 90H139L140 91V89H137ZM152 90V89H151ZM155 90V89H154ZM213 90V89H212ZM216 90V91H217ZM223 90V91H224ZM84 91V92H83ZM134 91H128L129 93H133ZM139 91H135V93L136 92H139ZM178 91V90H177ZM215 91V92H216ZM67 92H68V90H67ZM66 92V93H67ZM110 92V91H109ZM160 92V91H159ZM213 92V91H212ZM69 94H70V92H68ZM67 93V94H68ZM113 93V92H112ZM131 93V94H132ZM134 93V94H135ZM161 93V92H160ZM176 93V92H175ZM3 94L5 95L6 93H5V91H3ZM86 94V93H85ZM103 94V93H102ZM136 94H138V95H140L141 94V91L139 92V93H136ZM133 95V96H131V97H129L130 99L133 97H137V95ZM96 95V94H95ZM98 95V94H97ZM145 95V94H144ZM147 95H149L148 93H147ZM159 95V94H158ZM125 96V95H124ZM127 96V95H126ZM169 96V95H168ZM231 93L229 94V98H231ZM262 96H264V95H262ZM144 98L146 97V95L145 96H143ZM142 97V98H143ZM158 97V96H157ZM159 97H162V96H159ZM166 97H167V95H166ZM169 97H171V99H172V96H169ZM169 97H167V98H169ZM65 98H66V100H65ZM86 98V97H85ZM95 98V97H94ZM99 98V97H98ZM97 98V99H98ZM133 98H132V100H130L131 102H133ZM139 98V97H138ZM142 98H139L138 99V101H135V105H136V108H138V110L140 109L141 111H142V108H143V106L140 104V102H139V100L141 99L142 100ZM147 98H151V97H147ZM166 98V99H167ZM252 98H253V96H252ZM88 99V98H87ZM96 99V100H97ZM120 99V98H119ZM118 99V100H119ZM137 99V98H136ZM171 99H169L170 101H172ZM179 99V98H178ZM15 100V99H14ZM67 100H70V102L69 101H67ZM113 100H115V99H113ZM117 100V99H116ZM159 100H160V98H159ZM158 100V101H159ZM182 100V99H181ZM208 100V99H207ZM129 101V102H130ZM143 101H144V99H143ZM150 101H153V99L152 100H148V102H147V104L148 103H150ZM161 102H162V105H161V103H160V105L162 106H160V108H156L155 109V111L157 112L158 111V113H157V115L158 116H165V113L166 112H168V111H171L172 109L174 110V108H172L171 110H170V108H171V106L172 107H175V111H176V105H178V104H180V103H177L176 105H174L172 102H170V103H172V105L170 106V108H169V106L167 107H164V101H163V99H161L160 100ZM180 101V100H179ZM94 102H95V100H94ZM97 102H99L98 100L96 101V104H99V103H97ZM116 102V101H115ZM128 102V103H129ZM131 102L129 103L130 105H131ZM138 102V103H137ZM166 102H168L167 100H166ZM175 102H176V100H175ZM251 102V101H250ZM249 102V103H250ZM114 103V102H113ZM134 103V102H133ZM132 103V104H133ZM143 103H146V102H143ZM154 102H152V104H153ZM159 103H157V105H159ZM243 103H247V102H243ZM119 104V103H118ZM138 104H139V106H138ZM146 104V105H147ZM151 104V103H150ZM150 104H148V105H150ZM168 104H169V102H168ZM248 104V103H247ZM103 105V104H102ZM120 105V104H119ZM144 105V104H143ZM147 105V106H148ZM41 106H43V105H41ZM90 106V105H89ZM118 106V105H117ZM127 106H129V105H127ZM205 106V105H204ZM203 106V107H204ZM212 106V105H211ZM211 106H210V109L212 110V111H214L216 114H218V108L215 110L214 109V107L213 108H211ZM258 106V105H257ZM103 107V106H102ZM120 107V106H119ZM118 107V108H119ZM144 107H146L145 105H144ZM178 107V106H177ZM39 108V107H38ZM125 108V107H124ZM128 108V107H127ZM127 108H126V110H127ZM147 108H149V106L147 107ZM97 109V108H96ZM101 109H103V108H101ZM130 109V108H129ZM128 109V110H129ZM146 109V108H145ZM210 109H208L209 111H211ZM2 110V109H1ZM121 110V109H120ZM150 110V109H149ZM198 110V109H197ZM207 110V111H208ZM3 111V110H2ZM178 111H180L179 109H178ZM208 111V117L210 116V113H211V116H212V118H214L215 117V115L213 114V112L211 111V112H209ZM238 110H236V112H237ZM8 112V111H7ZM127 112V111H126ZM138 112V111H137ZM181 112V111H180ZM221 112V111H220ZM219 112V113H220ZM107 113V112H106ZM105 113V115L107 116V114ZM133 113V112H132ZM147 113V112H146ZM146 113H144V114H146ZM207 113V112H206ZM224 113V112H223ZM97 114H99V113H97ZM96 114V115H97ZM122 114V113H121ZM167 114V113H166ZM231 113H229V115H230ZM95 115V116H96ZM130 115H132V114H130ZM151 115V114H150ZM149 115V116H150ZM169 115V114H168ZM178 115V114H177ZM224 115H226V114H224ZM16 116V115H15ZM94 116V117H95ZM97 116H99L98 117V119H101V114L100 115H97ZM96 116V117H97ZM120 116V115H119ZM167 116V115H166ZM210 116V117H211ZM222 116V115H221ZM227 116V115H226ZM256 116H259V117H261V118H264V97H262V100H261V102H260V106H259V108H258V110H257V112H254V117H253V115L251 116L252 118H249V120H248V122H246V125H244V128L247 130V131H249V132H254L253 130L254 129H258L256 126V124H255V122H257V121H255V119L257 118ZM38 117H40V118H38ZM94 117H93V119H94ZM102 117H103V114H102ZM116 117V116H115ZM121 117V116H120ZM147 117V116H146ZM205 118V119H203V120H205L204 122H205V124H207V125H203L204 126V128L206 129L207 128V126L209 125V121H210V126H213V124L216 122L215 121V119L217 118H215V119H213V121H214V123H213V121H212V119L211 120H209V121H207L209 118ZM9 118V117H8ZM131 118V117H130ZM129 118V119H130ZM178 118V117H177ZM183 117H181V119H182ZM190 118V117H189ZM219 118H220V115H219ZM222 118H223V116H222ZM39 119H41V121L39 120ZM104 119V118H103ZM103 119H101V121L103 120ZM119 119V118H118ZM147 119V118H146ZM174 120H175V117L173 118ZM106 120V119H105ZM105 120H103V121H105ZM145 120V119H144ZM144 120H143V122H144ZM172 120V119H171ZM170 120V121H171ZM173 120V121H174ZM191 120V119H190ZM203 120L201 121V122H203ZM224 120V119H223ZM262 120V119H261ZM37 121H39V123H36ZM93 121V120H92ZM96 121H97V119H96ZM100 121V120H99ZM99 121H98V123H99ZM107 121V120H106ZM114 121V120H113ZM122 121V120H121ZM128 121V120H127ZM139 121V120H138ZM164 121V120H163ZM186 121V120H185ZM219 121V120H218ZM222 121V120H221ZM236 121V120H235ZM244 121H245V119H244ZM13 122V121H12ZM91 122V121H90ZM95 122V121H94ZM167 122V121H166ZM191 122V121H190ZM204 122H203V124H204ZM208 122V123H207ZM16 123V122H15ZM19 123V122H18ZM140 123V122H139ZM174 123V122H173ZM192 123V122H191ZM220 123V122H219ZM1 124V123H0ZM45 124H47V125H45ZM104 124V123H103ZM142 124V123H141ZM202 124V123H201ZM216 125H217V123H215ZM221 124H223V122H221ZM40 125V126H39ZM96 125H97V122H96ZM149 125V124H148ZM170 125V124H169ZM182 125V124H181ZM194 125V124H193ZM219 125V124H218ZM10 126V125H9ZM13 126V125H12ZM27 126V127H26ZM81 126V125H80ZM98 127H100V126H102L101 124L99 125H97ZM96 126V127H97ZM103 126H105V125H103ZM102 126V127H103ZM119 127H121L120 125H118ZM139 125H136V127H133V129L134 130H136L135 132L137 133V127H138ZM156 126V125H155ZM195 126V125H194ZM206 126V127H205ZM11 127V126H10ZM96 127H95V129H96ZM119 127H117V129H113V131L114 130H120V128ZM157 127V126H156ZM176 127V126H175ZM182 127H183V125H182ZM201 127H202V125H201ZM209 127V126H208ZM23 128V129H24ZM141 128H143V127H141ZM174 128V127H173ZM187 128H188V126H187ZM203 128V127H202ZM237 128V127H236ZM25 129V130H26ZM95 129H93V130H95ZM100 129H101V127H100ZM99 129V130H100ZM103 129H105V128H103ZM178 129V128H177ZM212 129H213V127H212ZM211 129V130H212ZM233 129V128H232ZM238 129V128H237ZM3 130V129H2ZM111 132H110V131ZM109 130H107V133H106V131H101V136H99L100 138H98L97 140H100V139H102L103 137V135H102V133H105V134H107V135H110V137H112L114 134H118L119 133V131H116V132H118V133H116L115 131V133H113V131H112V129H109ZM159 130V129H158ZM158 130H155L154 129V127H153V125H151L150 124V126L148 127V130H147V132L149 133V134H155L156 136H157V139L161 136V133L163 132L162 131V129H161V131H158ZM181 130V129H180ZM210 130V131H211ZM22 131H24V130H22ZM30 131V132H29ZM92 131V132H91ZM110 132V134H109V132ZM121 131V130H120ZM174 131H175V129H174ZM178 131V130H177ZM209 131V132H210ZM3 132V131H2ZM59 132V133H58ZM139 132H141V130L139 131ZM138 132V133H139ZM161 132V133H160ZM176 132V131H175ZM243 132V131H242ZM55 133H58L59 135H58V137H59V139H58V137H57V140L56 139H54V135H56ZM93 135H92V134ZM113 135H112V134ZM135 133V134H136ZM137 133V134H138ZM159 133H160V135H159ZM180 133V132H179ZM183 133V132H182ZM185 133H187L186 131H185ZM184 133V134H185ZM246 133V132H245ZM245 133H243V134H245ZM257 133V132H256ZM81 134V133H80ZM121 134V133H120ZM141 134H142V132H141ZM164 134V133H163ZM199 134V133H198ZM211 134V133H210ZM246 134H248V133H246ZM253 134H255V133H253ZM28 135V134H27ZM53 135V136H52ZM91 135V136H90ZM112 135V136H111ZM119 135V134H118ZM132 135V134H131ZM155 135H154V137H155ZM168 135V133H166V136L165 137H168L167 136ZM188 135V134H187ZM195 135H197V134H195ZM205 135V134H204ZM203 135V136H204ZM120 136V135H119ZM170 136V135H169ZM186 136V135H185ZM190 136V135H189ZM257 136V135H256ZM56 137V136H55ZM81 137V136H80ZM102 137V138H101ZM109 136L108 137H105V138H110ZM117 135L114 137L113 136V138H114V140L112 139V141H111V143L110 142H108V144H113V142L115 141V138L117 139ZM164 137V138H165ZM172 137V136H171ZM241 137H243V136H241ZM245 137V136H244ZM32 138H34V137H32ZM48 138V139H47ZM64 138H66V139H64ZM68 138L70 139L69 140V143H66V142H68ZM105 138H103L102 139V141H97V142H100V143H102V144H104L105 142H107L108 140L106 139V141H105ZM119 138H121V136L119 137ZM175 138V137H174ZM186 138H187V136H186ZM192 138L193 137H191L190 139L192 140ZM203 138V137H202ZM213 138V137H212ZM46 139V140H45ZM94 140H95V138H93ZM160 139H162V138H160ZM172 139V138H171ZM196 139V138H195ZM194 139V141H193V145H190L191 146V149L193 150V154H195V155H199V157H200V155L201 154H203L204 152H205V150H207L206 149V146H208L209 144V150H210V146H211V141H209V143L208 144H204L203 142H201V141H198V140H195ZM201 139V138H200ZM204 139V138H203ZM209 139V138H208ZM63 140H65V141H63ZM73 140L75 141V142H73ZM111 140V139H110ZM109 140V141H110ZM156 140V139H155ZM173 140V139H172ZM177 140L178 139H176V142H177ZM214 140V139H213ZM228 140V139H227ZM226 140V141H227ZM232 140H234V139H232ZM262 140V139H261ZM260 140V141H261ZM60 141H62V142H60ZM89 141L91 142L92 140L91 139H89ZM96 141V140H95ZM122 141V140H121ZM124 141V140H123ZM142 141V140H141ZM162 141V142H161ZM161 141H158V145L157 144H155V143H153V144H151L150 143V145H149V147H146L145 148V151H144V153H141V151H142V149L141 148H139V151L138 150H136L135 152L136 153H138V154H141V157H142V154H145V156L147 157V163L149 164V165H151V166H155V169H158V171H160L162 174H163V178L161 179V182L163 183V184H161L162 186H160V188H162V192H161V190L160 191H157L156 193H158L159 192V194H161L162 193V198H160V200H159V203H161L160 205V207L159 208H157L155 211H148V212H145V216H144V219L145 218H151V220L152 221H159L160 222V219L162 218V216H161V208H165V207H168V206H173L172 208H170L169 209V211L167 212V214H168V216L169 217H176L178 214L179 215H181V217L182 218H186V219H188V222H190V221H192L193 222V224H195V225H197V227H198V229H197V231H196V236H197V238H200V237H202V239L200 238V242H197V243H193V246H196V244H198V247L200 248V247H202L203 245H202V243H203V241L204 240H207L208 239V237H209V235H211L212 233H216V232H218L217 234H219V236H221L222 234H224V233H226V231L227 230H229V229H226L225 227H227V226H225L224 224H228V225H230L229 226V228L230 227H232V225L233 224H236L237 223V221H236V219L235 218H233L236 214H235V212H237V211H239L240 210V208L239 207H237L236 205L237 204H240L241 205V207L243 206L242 204L245 202V204H246V206H251L250 204V202L249 201H251L252 202V204L254 205V203H255V207H256V204H264V202H262V201H259V197L261 196L260 194H258V191L260 192L262 189H264V188H262V185H264V183H262L261 182V179H264V178H261V179H258L257 180V178H258V176H254L255 178V183H257L256 181H258L259 182V184L257 183L256 185L257 186H259L260 188H258L257 186H255L254 185V182L252 183L251 181L253 180L252 178V180L251 179H248V181H250V183L248 182V181H246L245 182V180H244V178H243V180L244 181H241L242 180V178L240 179V168H239V170H237V166H239V164L237 163V161H238V155L239 154H236L237 156V158L236 159H233V157L232 158H230V156H229V158H227V153L226 154H221V156H219V152L216 154L215 152H213V153H210V151H209V154H208V160H210L211 161V163H212V166H213V168H212V166H211V168H210V165L209 166H207V165H205V166H202V167H199V168H197L196 167V169H194L195 167H190V164H189V162L185 159V157H184V155H182V154H178L177 153V149H175L174 150V148H172V150L169 148V146L167 145V144H164V142L165 141H163V139L161 140ZM167 141V140H166ZM181 141V140H180ZM179 140H178V142H180ZM185 141V140H184ZM203 141V140H202ZM205 141V140H204ZM38 142H36L35 141V143H38ZM49 142V141H48ZM66 144H64V143ZM130 142H132V141H130ZM143 142V141H142ZM182 142V141H181ZM244 142V141H243ZM247 142V141H246ZM250 142V141H249ZM262 142V141H261ZM31 143V142H30ZM29 143V144H30ZM56 143H57V145H56ZM116 143H117V141H116ZM129 143V142H128ZM145 143H146V141H145ZM169 143V142H168ZM188 143V142H187ZM40 144H41V141H40ZM65 146H64V145ZM77 144V143H76ZM89 143L87 142V146L89 147V145H88ZM130 145H131V143H129ZM174 144V143H173ZM190 144V143H189ZM191 144H192V141H191ZM246 144V143H245ZM91 145V144H90ZM113 145H115V144H113ZM112 145V147L110 148L111 150H112V148L113 147H115V146H113ZM118 145V144H117ZM170 145H172V144H170ZM250 145V144H249ZM53 146V145H52ZM86 146V145H85ZM84 146V147H85ZM107 146H109V145H107ZM107 146H106V148H107ZM129 146V145H128ZM134 146V145H133ZM140 146V145H139ZM138 146V147H139ZM145 146V145H144ZM176 146V145H175ZM190 146H188V147H190ZM236 146H237V144H236ZM31 147H32V143H31ZM59 147H57V148H59ZM120 147V146H119ZM137 147V146H136ZM137 147V148H138ZM140 147H143V145L142 146H140ZM218 147V146H217ZM257 147V146H256ZM56 148V149H57ZM105 148V149H106ZM123 148V147H122ZM236 148V147H235ZM250 148V147H249ZM40 149V148H39ZM61 149V150H62ZM64 149H66V148H64ZM180 149H182V148H180ZM190 149V150H191ZM224 149V148H223ZM237 149V148H236ZM31 150V149H30ZM36 150H38V149H36ZM59 150V149H58ZM86 150H87V148H86ZM102 150V149H101ZM104 150V149H103ZM116 150H118V149H116ZM164 151V155H162L161 154V151ZM179 150V149H178ZM191 150V151H192ZM202 150H204V151H202ZM229 150V149H228ZM227 150V151H228ZM257 150V149H256ZM66 151H64L65 153L64 154H66V153H68V152H66ZM82 151V150H81ZM85 151V150H84ZM131 151L132 150H129L128 152H127V154H125V156L123 155V152H124V150H122V151H120L119 153H117V159H115V157H112V156H110V153L108 154V156H110V157H106V158H101V156L100 155H102V152L100 153H98L97 154V156L96 155H92L91 153L90 154H82L81 156H80V154L79 155H76L77 156V158H74V160H73V157L75 156H72V155H70V156H68V159H63L64 161L66 160H70L71 159V162H75V169H79V168H81V171L83 170V172L86 174V175H88V178H89V176L91 175V174H93V170L94 169H99V170H101V171H108V170H110L108 167L111 165V164H113L114 162H116L117 161V163L121 160L122 162H123V165H127V163L129 162V160L132 158V155H133V153H131ZM188 151V150H187ZM202 151V152H201ZM207 151V152H208ZM43 152V151H42ZM63 152V151H62ZM111 152V151H110ZM133 152V151H132ZM181 152V151H180ZM207 152H205V153H207ZM229 152V151H228ZM232 152V151H231ZM39 153H41V152H39ZM48 153V152H47ZM84 153V152H83ZM204 153V154H205ZM238 153V152H237ZM34 154V153H33ZM63 153H62V155H64ZM78 154V153H77ZM230 154V153H229ZM246 154V153H245ZM37 155V154H36ZM61 155V156H62ZM112 155V154H111ZM206 155V154H205ZM231 155V154H230ZM234 155V154H233ZM248 155V154H247ZM262 155V154H261ZM17 156V155H16ZM59 156V155H58ZM72 156V157H71ZM79 156V157H78ZM103 156V155H102ZM107 156V155H106ZM190 156H192V155H190ZM202 156V155H201ZM249 156V155H248ZM29 157V156H28ZM33 157V156H32ZM37 157V156H36ZM69 157H71V158H69ZM38 158V157H37ZM53 158V157H52ZM56 158V157H55ZM61 158V157H60ZM140 158V157H139ZM193 158V157H192ZM191 158V159H192ZM28 159V158H27ZM135 159V158H134ZM143 159H144V157H143ZM146 159V158H145ZM207 159V158H206ZM205 159V160H206ZM248 159V158H247ZM26 160V159H25ZM73 160V161H72ZM132 160H133V158H132ZM199 160V158L197 159V161ZM17 161V160H16ZM193 161V160H192ZM196 161V162H197ZM209 161V162H210ZM256 161V160H255ZM261 161V160H260ZM260 161H258V163L260 162ZM262 161H264V160H262ZM262 161H261V163H262ZM24 162V161H23ZM27 162V161H26ZM25 162V163H26ZM63 161L61 160V162L60 163H62ZM69 162V161H68ZM73 162V163H74ZM135 162V161H134ZM199 162V161H198ZM209 162H207V163H209ZM64 163V162H63ZM63 163H62V165H63ZM67 163V162H66ZM137 163V162H136ZM140 163V162H139ZM193 163V162H192ZM261 163H260V165H261ZM56 164H58V162L56 163ZM65 164V163H64ZM67 164H69V163H67ZM116 164V163H115ZM232 164V165H231ZM36 165V164H35ZM49 165H51V164H49ZM53 165V164H52ZM70 165V166H69ZM69 165H67V166H65V168H63L62 167V169H60V170H58L57 169V171H53V172H50V178H46V176H47V174H46V176H45V174H44V172H41V171H38L37 173H35L36 174V176L37 177H39L41 180H44V182L45 183H47L48 184V188L50 187V188H52L53 186V184H55L54 182H53V178L55 177V176H58V177H61V176H63L64 177V182H65V178L67 177L65 174L67 173V169H68V166H69V168H70V170H72V169H74L73 167H71V165H72V163L71 164H69ZM131 165V164H130ZM231 165V166H230ZM253 165V164H252ZM61 166V165H60ZM73 166V165H72ZM144 166V164L142 165V166H140V167H143ZM246 166V165H245ZM259 166V165H258ZM262 166H264V165H262ZM53 167V166H52ZM119 167V166H118ZM117 167V168H118ZM139 167V166H138ZM247 167V166H246ZM250 167V166H249ZM253 167V166H252ZM255 167V166H254ZM45 168V167H44ZM44 168H43V170H44ZM46 168H47V166H46ZM130 168H131V166H130ZM136 168V167H135ZM152 168V167H151ZM259 168H261L260 166H259ZM152 169H154V168H152ZM51 170V169H50ZM99 170L97 171V172H99ZM115 170V168L113 169V171ZM117 170V169H116ZM115 170V171H116ZM128 170V169H127ZM132 170V169H131ZM136 170V169H135ZM138 170H139V168H138ZM200 170V171H199ZM253 170H255V168L253 169ZM252 170V171H253ZM260 170H264V168H261ZM259 169H257V175H258V172L260 171ZM75 171V170H74ZM111 171V170H110ZM113 171H112V173H113ZM155 171V170H154ZM239 171V172H238ZM126 172H129V171H126ZM133 172V171H132ZM250 172V171H249ZM254 172V171H253ZM260 172H262V171H260ZM1 173V172H0ZM28 173V172H27ZM112 173H111V175H112ZM121 173H123V172H121ZM252 173V172H251ZM73 174H74V172H73ZM120 174V173H119ZM128 174V173H127ZM127 174H120V175H112V178H110L109 177V173H108V175H106L105 174V178L107 179L108 178V180L106 181V183L104 184V187L103 186H101V187H103L102 188V190L104 191V193L106 194V197H104V199H105V201L104 202H106L105 204H104V206H103V208L100 210V211H98V212H103V217H102V220H101V224H102V226L101 227H104V229H105V231H106V233L104 234V240L102 241V243H98L96 240L95 241H91L90 242V244H88V247H87V245H86V247L84 248V254H85V257L87 258V260L85 261V264H148V262L147 261H149V260H147V258H148V256H152V253L153 252H155V251H157V247H152V245H151V240L149 241L148 240V237H146V238H138L137 237V233L138 232H142L143 230V227H142V224H143V220L144 219H137V218H135V217H133L134 215H135V210H138L140 207H143V203L146 201V195H147V192H152V190H150V188L148 189V185H141V182H143V180H146L147 179V176L145 175V174H141V175H139L138 176V181H141L140 183H136L135 184V181L136 180H132L131 178H126L127 176ZM202 174V175H201ZM260 174V173H259ZM262 174H264V173H262ZM82 175V174H81ZM110 175V176H111ZM201 175V176H200ZM245 175V173L242 175V176H244ZM261 175V174H260ZM92 176V175H91ZM95 176V175H94ZM93 176V177H94ZM200 176V178H198ZM203 176V177H202ZM247 176V175H246ZM246 176H245V178H246ZM202 177V178H201ZM75 178V177H74ZM84 178V177H83ZM90 178H92V177H90ZM102 178V177H101ZM207 178V179H206ZM80 179V178H79ZM104 179V178H103ZM22 180V179H21ZM62 180V179H61ZM158 180V179H157ZM67 181H69V180H67ZM81 181V180H80ZM85 181V180H84ZM88 181H89V179H88ZM99 181V180H98ZM159 181V180H158ZM262 181H264V180H262ZM64 182H61V183H64ZM97 182V181H96ZM248 182V183H247ZM3 183V182H2ZM86 183V182H85ZM151 183H153V182H151ZM154 183H156V182H154ZM252 183V184H251ZM262 183V184H261ZM7 184H8V182H7ZM67 184V183H66ZM101 184V183H100ZM157 184V183H156ZM252 185V188H251V191L252 192H254V194H251V191L249 190V189H245V187L244 186H247V187H250L251 185ZM102 185V184H101ZM4 186V185H3ZM6 186V185H5ZM15 186V185H14ZM256 187V188H254V187ZM31 187H32V184H31ZM36 187H38V186H36ZM65 186H63V187H60V183H59V185L57 186V189H59L60 190V188H64ZM121 187H123V189L121 188ZM39 188V187H38ZM49 188V189H50ZM69 188V187H68ZM158 188V187H157ZM11 189V188H10ZM27 189V188H26ZM23 186H19L18 188H17V193H18V190H19V193H18V197H19V195H22V196H24L25 194H26V192H25V190H26ZM257 191H256V190ZM259 189V190H258ZM62 190V189H61ZM7 191V190H6ZM36 191V190H35ZM37 191H38V189H37ZM36 191V192H37ZM51 191V190H50ZM0 192H1V183H0ZM35 192V193H36ZM65 192V191H64ZM100 192H101V190H100ZM168 192H172V193H174L173 195L174 196H176L175 198H177V201H175V198L174 199H172V200H170V198H171V196H168V195H166ZM262 192H264V191H261V193ZM34 193V192H33ZM35 193H34V195H35ZM99 193V192H98ZM155 193V192H154ZM155 193V194H156ZM206 193V194H205ZM208 193V194H207ZM255 193H256V195H255ZM152 194V193H151ZM158 194V195H159ZM37 195L39 196V193L37 192ZM104 195V194H103ZM150 195V194H149ZM260 195V196H259ZM26 196V195H25ZM36 196V195H35ZM37 196V197H38ZM44 196V195H43ZM151 196V195H150ZM159 196H161V195H159ZM158 196V197H159ZM258 197V199H257V201L256 200H254V201H252L251 200V197ZM10 197H11V195H10ZM9 197V198H10ZM42 197V196H41ZM58 197V196H57ZM15 198H17V197H15ZM19 198H21V197H19ZM152 198V197H151ZM157 198V197H156ZM214 198V199H213ZM49 199V198H48ZM72 199V198H71ZM159 198H157V200H158ZM253 199V198H252ZM14 200V199H13ZM154 200H156V199H154ZM156 200V204H157V201ZM261 200V199H260ZM81 201V200H80ZM241 201V202H240ZM18 202H21V200L20 201H18ZM25 202H27L26 201V199L24 200V202L23 203H25ZM235 202L237 203L236 205H234L235 204ZM254 202V203H253ZM259 202V203H258ZM261 202V203H260ZM158 203V204H159ZM233 204V206H235V207H237V211H234V213H232L231 212V210H229L226 206H229L230 204ZM242 203V204H241ZM250 203V204H249ZM94 204V203H93ZM109 204V205H108ZM229 204V205H228ZM249 204V205H248ZM78 205V204H77ZM101 205V204H100ZM181 206L182 207V211H179V213L176 211V208H177V206ZM232 206V205H231ZM230 206V207H231ZM246 206H244V207H246ZM152 207V206H151ZM252 207V206H251ZM250 207V208H251ZM255 207H253V208H255ZM234 208V207H233ZM232 207H231V209H233ZM239 208V209H238ZM252 208V209H253ZM24 209V208H23ZM88 210H92V211H94V207L93 208H88ZM132 210H134L133 211V215H131V213H130V215H127V213L128 212H131ZM235 210H236V208H235ZM15 212H17V210H15ZM86 212V211H85ZM82 213V212H81ZM87 213V212H86ZM94 213V212H93ZM235 214V215H234ZM87 215V214H86ZM232 215H234V216H232ZM96 216V215H95ZM236 217V216H235ZM139 218V217H138ZM40 222H41V220H39ZM38 221V222H39ZM39 222V223H40ZM46 222H47V220H46ZM186 223H187V221H185ZM242 222V221H241ZM190 224H192V223H190ZM189 224V225H190ZM192 224V225H193ZM49 225H52V224H49ZM9 227V226H8ZM57 227H59V226H57ZM234 227V226H233ZM56 228V227H55ZM63 228V227H62ZM68 228V227H67ZM174 228V227H173ZM36 229H37V226H36ZM59 229V228H58ZM185 229V228H184ZM193 229V228H192ZM42 230V229H41ZM40 230V231H41ZM48 230V229H47ZM52 230V229H51ZM63 230V229H62ZM69 230V229H68ZM67 230V231H68ZM55 231V230H54ZM57 231V230H56ZM66 231V230H65ZM206 231H207V233L209 234L208 235V237H205V236H203V235H200L201 233L202 234H207L206 233ZM223 231H224V233H223ZM42 232V231H41ZM204 232V233H203ZM242 231H240V233H241ZM82 233V232H81ZM146 233V232H145ZM178 233V232H177ZM183 233H185V232H183ZM188 233H190V235H192V233L191 232H189L188 231ZM68 234V233H67ZM65 235V234H64ZM179 235V234H178ZM195 235V234H194ZM60 235H57L56 233H51V238L52 239H54V238H58ZM140 236H144L143 234L142 235H140ZM186 236V235H185ZM162 237V236H161ZM169 237V236H168ZM176 237V236H175ZM158 238H160V237H158ZM190 238H191V236H190ZM204 238V239H203ZM240 237H237L236 236V234H235V232L234 233H229V236H228V239H225V241H228V242H226L227 244H229V246H231V247H237L238 249H237V255L238 256H243V260L244 259H247V260H253L254 261V263L255 264H264V239H261L258 243H257V248H260V250H256V249H253V247H251V246H248L246 249L244 248V242L243 241H241L240 239H239ZM0 239H5L4 237H0ZM61 239V238H60ZM62 239H64V238H62ZM61 239V240H62ZM82 239L85 241L86 239H87V236H86V239H84V238H81L80 237V234H77L76 232L75 233H70V235H69V239L67 238L66 240L69 242H65V244H63V242H62V244L63 245H65V246H67V244L69 245V247L70 248H72L70 251L73 253V252H75V251H77V250H81V249H79V246L81 245V243H82ZM162 239H163V237H162ZM165 239V238H164ZM177 239H178V237H177ZM187 239V238H186ZM189 239V238H188ZM221 239V238H220ZM222 239H224V237H222ZM221 239V240H222ZM59 240V239H58ZM184 240V239H183ZM87 242L89 241V237H88V240H86ZM85 241V242H86ZM153 241V240H152ZM171 240H169V241H167L166 242V244L164 245V250H165V248H166V250H168V251H165V253L167 252V254H170V255H173L174 256V254H176L177 255V257H175L177 260H178V258H180L181 259V261H182V264H192L189 260H188V256L187 255H189L188 253H187V255H186V253H180L179 252V255H178V251L177 250H174V249H176V247H175V245H177V244H174V246H170V245H173V243H171L170 242ZM178 241V240H177ZM194 241V240H193ZM224 241V240H223ZM60 242V241H59ZM71 242V243H70ZM84 242V243H85ZM110 243V246L108 247V249H106V244L107 243ZM184 242V241H183ZM182 242V243H183ZM47 242L45 241V244H46ZM52 243V242H51ZM89 243V242H88ZM191 243V242H190ZM50 244V243H49ZM55 244H56V242H55ZM83 244V243H82ZM170 244V245H169ZM155 245V244H154ZM167 245H169L168 247H171L172 248V250H170V249H167L168 247H166ZM179 245V244H178ZM178 245H177V247H178ZM226 245V244H225ZM50 246V245H49ZM160 246H163L162 244H160ZM180 246V245H179ZM205 246V245H204ZM61 247V246H60ZM175 247V248H174ZM182 247V246H181ZM181 247L179 248L180 250H181ZM64 248V247H63ZM67 248V247H66ZM174 248V249H173ZM190 248V247H189ZM48 249V248H47ZM87 249V252H85V250ZM185 249V248H184ZM62 250V249H61ZM183 250V249H182ZM181 250V251H182ZM193 250V248L190 250V251H192ZM67 251V250H66ZM229 251H231V250H229ZM81 252V251H80ZM157 252H160V251H157ZM157 252H155L156 254H157ZM161 252L162 253H164L162 250H161ZM160 252V253H161ZM176 252V253H175ZM193 252V251H192ZM149 253H151V254H149ZM232 253V252H231ZM73 254H75V253H73ZM81 253H79V255H80ZM149 254V255H148ZM159 254V253H158ZM166 254V255H167ZM75 255H78V254H75ZM155 255V254H154ZM175 255V256H176ZM54 256V255H53ZM82 256V255H81ZM158 256V259L160 258L159 256L160 255H157ZM164 256V255H163ZM163 256H162V254H161V257L163 258ZM173 256H170V257H172L173 259H170V258H168V259H170V260H168L167 258H166V261H164V264H165V262H173L174 263V257ZM179 256V257H178ZM191 256V255H190ZM63 257H64V255H63ZM0 258H4V260H9V258H13V253H10L9 252V243H5V246L3 247V249L2 250H0ZM81 258V257H80ZM79 258V259H80ZM85 258V259H86ZM153 258V257H152ZM151 258V259H152ZM155 258V257H154ZM157 258V257H156ZM162 258H160V259H162ZM17 259V258H16ZM72 259H73V257H72ZM150 259V258H149ZM157 259V260H158ZM159 259V262L160 261H162V260H160ZM190 259V258H189ZM19 260H21V259H18V262H19ZM70 260H71V257H70ZM89 260V261H88ZM168 260V261H167ZM173 260V261H172ZM114 261H117V262H114ZM180 261V260H179ZM9 262V261H8ZM150 262V261H149ZM35 263V262H34ZM70 263V262H69ZM68 263V264H69ZM74 263H76V262H74L73 261V264ZM152 263V262H151ZM178 263V262H177ZM27 264V263H26ZM36 264H39V263H36ZM84 264V263H83ZM194 264H196L195 262H194ZM198 264H200V263H198ZM211 264V263H210ZM213 264H215V263H213ZM253 264V263H252Z\"/></svg>",
    "mask_w": 264,
    "mask_h": 264
}]
</instances>
